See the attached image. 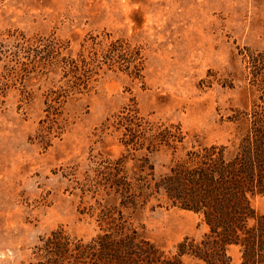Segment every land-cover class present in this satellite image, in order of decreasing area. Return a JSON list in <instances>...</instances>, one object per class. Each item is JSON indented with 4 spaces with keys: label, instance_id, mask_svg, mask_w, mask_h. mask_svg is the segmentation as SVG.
<instances>
[{
    "label": "rangeland",
    "instance_id": "374dc122",
    "mask_svg": "<svg viewBox=\"0 0 264 264\" xmlns=\"http://www.w3.org/2000/svg\"><path fill=\"white\" fill-rule=\"evenodd\" d=\"M119 41L141 58L73 87L70 62ZM133 111L146 131L180 128L183 146L126 149L113 125ZM261 113L264 0H0V264H27L58 227L90 241L99 210L121 207L118 177L142 165L157 180L194 140L229 145ZM251 206L264 215V195ZM132 223L165 250L207 231L161 193Z\"/></svg>",
    "mask_w": 264,
    "mask_h": 264
},
{
    "label": "trees",
    "instance_id": "16d2710c",
    "mask_svg": "<svg viewBox=\"0 0 264 264\" xmlns=\"http://www.w3.org/2000/svg\"><path fill=\"white\" fill-rule=\"evenodd\" d=\"M116 45L110 42L99 52L80 54L70 62L77 79L73 87L85 86L102 67L111 69L122 64L118 61L131 64L141 58L139 48L124 41ZM251 126L229 145L194 140L195 145L177 158L173 156L187 134L180 128L146 131L136 111L124 112L113 125L123 131L122 145L137 149L147 141L154 149L170 150L168 172L154 180L151 172L137 165L139 173L118 177L113 189L123 196L121 207L111 204L99 210L95 237L85 242L58 227L39 239L27 264H264V215L251 206L254 196L264 195V113L255 115ZM128 159L116 161L122 167ZM159 193L169 206L200 217L207 228L201 238L185 237L165 250L144 234L143 226L139 231L133 225L135 212ZM230 247L238 248L237 262L229 254Z\"/></svg>",
    "mask_w": 264,
    "mask_h": 264
}]
</instances>
